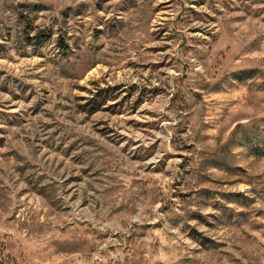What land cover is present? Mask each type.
I'll return each mask as SVG.
<instances>
[{"label":"rangeland","instance_id":"obj_1","mask_svg":"<svg viewBox=\"0 0 264 264\" xmlns=\"http://www.w3.org/2000/svg\"><path fill=\"white\" fill-rule=\"evenodd\" d=\"M0 264H264V0H0Z\"/></svg>","mask_w":264,"mask_h":264},{"label":"trees","instance_id":"obj_2","mask_svg":"<svg viewBox=\"0 0 264 264\" xmlns=\"http://www.w3.org/2000/svg\"><path fill=\"white\" fill-rule=\"evenodd\" d=\"M59 41H60V43H62V42H63V40H62V39H60Z\"/></svg>","mask_w":264,"mask_h":264}]
</instances>
